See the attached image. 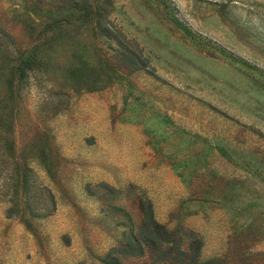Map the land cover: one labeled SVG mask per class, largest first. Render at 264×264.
<instances>
[{"label":"rangeland","instance_id":"obj_1","mask_svg":"<svg viewBox=\"0 0 264 264\" xmlns=\"http://www.w3.org/2000/svg\"><path fill=\"white\" fill-rule=\"evenodd\" d=\"M115 261L264 264V0H0V264Z\"/></svg>","mask_w":264,"mask_h":264},{"label":"trees","instance_id":"obj_2","mask_svg":"<svg viewBox=\"0 0 264 264\" xmlns=\"http://www.w3.org/2000/svg\"><path fill=\"white\" fill-rule=\"evenodd\" d=\"M20 62H21V64L19 63V65H21L22 67H24V69L25 68L27 69L28 67H31L30 64H27L26 61L23 60V59ZM17 67L19 68L20 66H17ZM142 228H151V232L152 233L147 234V233L141 232V234H144L148 238H151L153 240V243L154 242H159L161 240L162 241L168 240L167 237L164 238V236L168 234L166 228L164 227V225H161L154 218L153 213H152V209L150 208L149 205L145 209L144 224H143ZM124 253L127 254V253H131V252H127L124 249ZM114 264H120V263H118L117 261H115Z\"/></svg>","mask_w":264,"mask_h":264}]
</instances>
